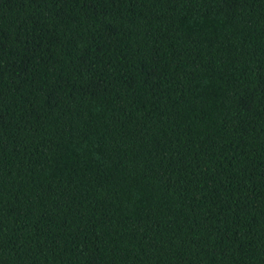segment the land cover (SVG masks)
Masks as SVG:
<instances>
[{
	"label": "trees",
	"instance_id": "16d2710c",
	"mask_svg": "<svg viewBox=\"0 0 264 264\" xmlns=\"http://www.w3.org/2000/svg\"><path fill=\"white\" fill-rule=\"evenodd\" d=\"M0 264H264V0H0Z\"/></svg>",
	"mask_w": 264,
	"mask_h": 264
}]
</instances>
